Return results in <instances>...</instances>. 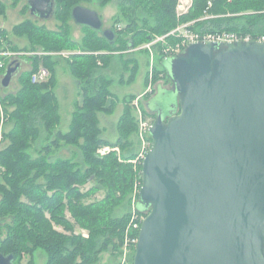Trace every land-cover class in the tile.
Wrapping results in <instances>:
<instances>
[{
    "label": "water",
    "instance_id": "obj_1",
    "mask_svg": "<svg viewBox=\"0 0 264 264\" xmlns=\"http://www.w3.org/2000/svg\"><path fill=\"white\" fill-rule=\"evenodd\" d=\"M26 3L39 19L54 14V0ZM70 18L113 42L94 9L76 4ZM162 64L171 88L146 102L132 264H264V42H190ZM19 66L7 64L0 87Z\"/></svg>",
    "mask_w": 264,
    "mask_h": 264
},
{
    "label": "trees",
    "instance_id": "obj_2",
    "mask_svg": "<svg viewBox=\"0 0 264 264\" xmlns=\"http://www.w3.org/2000/svg\"><path fill=\"white\" fill-rule=\"evenodd\" d=\"M54 1L53 16L62 21L71 19V8L83 3L82 0ZM175 6L176 0H119V10L127 15L123 17L126 21L123 28L117 29L115 23L120 22L117 19L112 24L113 42H108L99 32L86 27L89 30L79 48L123 51L189 21H195L190 28L196 30H228L255 36L264 34V0H192L188 11L180 16L175 15ZM249 9L256 13L238 14ZM205 12L213 17L199 19ZM137 20H141L140 25ZM32 30L34 26L29 20L13 27L16 34L25 32L34 36ZM4 34L0 30V39ZM41 34L51 45L41 46V50L76 48L68 39L61 41L59 33ZM165 41L169 43L176 39L169 35ZM97 42L106 48H101ZM7 44L8 41L0 44V51L15 50ZM156 47L160 50L161 42ZM103 55H71L70 68L80 84L83 105L73 113L70 130L66 133L56 132L55 140L42 147L41 156L32 158L27 151L37 134L32 125L40 119L47 129L59 119L52 91L51 68L45 63L46 57L42 63L49 71L45 83L39 85L30 80L31 73L40 66L39 58L33 57L31 59L36 66L27 74L28 83L22 85L15 95L7 94L2 98L7 122L12 125L3 134L7 141L0 150V253L12 254L13 264H20L23 256H28L31 261L33 251L38 247L48 254L46 264H91L107 244L114 241V245L118 246L122 243L127 217H111L109 205L118 202L133 184L135 171L129 162L133 151H129L128 147L126 155L123 152L120 154L121 158H126H123L125 161L118 159L114 151L104 156L95 152L97 146L108 145V141L97 136L99 128L95 118L97 110L109 109L104 105L110 95L109 80L99 72L97 66L98 57ZM162 61L158 55L161 70L168 78ZM2 72L4 68L0 70ZM83 80L90 84L85 85ZM6 104L15 108L8 112ZM129 118L131 120L127 123L131 126L133 119L131 116ZM60 142L64 145H60ZM63 146L75 149L81 161L57 154ZM39 177H43L44 182H38ZM137 178L141 180L140 173ZM86 183L93 186L81 191L80 186ZM99 190L105 193L102 199L85 201L91 192ZM65 209H69L75 222L87 230V236L75 233L74 225L65 217ZM52 224L62 226L67 233L55 231Z\"/></svg>",
    "mask_w": 264,
    "mask_h": 264
},
{
    "label": "rangeland",
    "instance_id": "obj_3",
    "mask_svg": "<svg viewBox=\"0 0 264 264\" xmlns=\"http://www.w3.org/2000/svg\"><path fill=\"white\" fill-rule=\"evenodd\" d=\"M82 1L83 5L97 11L103 21V28L112 29L111 26L116 19L120 21L119 23H115L117 29L124 27L126 21L123 17L127 13H122L119 10V0H105L104 3L98 2L97 0ZM25 2L26 0H0V30L5 33L2 35V39H0V44L8 41L9 44L7 45H11L15 49L12 51L16 54L8 59V63L11 61H19L20 63L19 69L11 79L9 85L5 88L0 87V150L7 141L4 140L3 134L7 131L8 126L12 125L9 121L7 122V115L5 114L2 98L7 94L15 95L22 85L28 83L26 80L27 74L33 66H36L31 58L38 57L40 66H43L42 63L46 57L45 63L51 68L52 91L55 96L59 116L58 122L47 129H45L46 127L40 119H37V122L32 125L36 128L37 134L32 139V147L27 151H29L32 158H36L43 154L41 152L43 150L42 147L55 140L56 132L66 133L70 130L73 113L83 105L80 84H75L76 77L70 68L71 60L69 59H71V55L76 53H83L85 55L104 54L98 57L97 66L99 67V72L109 80L110 95L104 104L106 109H109L105 111L97 110L95 112V118L97 120L96 126L99 128L97 136L99 139L108 141V145L103 144L97 146L95 152L98 155L104 156L114 151L118 159L123 161L126 158H121L120 154L123 152V155H126V149L130 147L129 151H133V154L129 162L135 171V178L127 193L118 202H113L109 205L111 217H127L122 243H119L118 246L114 245V241L107 244L99 252L97 260L91 264H132L135 248L131 243V236L127 234V238H125V232L127 231V227L129 225L132 227L134 223L138 222L141 216L134 206L138 199V190L141 185V180L137 177L141 170L144 152L149 148L151 143L146 127L154 119V114L148 110L146 101L153 95L156 89H166L171 86L169 78L164 75L161 70L162 67L158 62V55L161 54H159L156 46L154 47L155 50H152V52L149 51L144 46L147 41L123 51H109L106 49L95 51L89 48H79L82 44V39L88 33L89 29L76 25L71 19H63L64 21H62V19L54 18V16L46 20H38L37 17L29 15ZM179 2L180 0H176V16H180L177 15L179 14L177 12ZM254 13H256L255 10L249 9L240 11L238 14L246 15ZM24 20H29L32 26H34V31H31L32 34L34 32V36L25 32L16 34L13 31V27ZM137 21L140 25L141 20ZM43 32L59 33L58 37H61V41L68 39L72 44H75L76 48L41 50L39 49L42 48L41 46L51 47L49 40L41 34ZM166 43L168 42L164 39L163 44L165 45ZM97 44L99 43L97 42ZM99 45L101 46V44ZM32 48L36 50H31ZM101 48L106 47L102 45ZM48 77L49 74L46 79L38 82L39 85L45 83ZM79 78L81 77L79 76ZM85 81L83 80L85 85L90 84L89 81ZM5 106L8 112L15 108L14 105L6 104ZM130 116L133 119L131 126L127 123L131 120L129 118ZM49 130H52L50 134L48 133ZM81 141H83L82 138ZM111 143L114 145H110ZM59 144L64 145L63 142ZM123 145L125 146L124 148L122 147ZM126 145L129 146L126 147ZM54 149L55 147L52 150L54 151ZM65 155H68L66 151ZM72 157L74 160L81 161L79 153L76 154L73 152ZM38 182H44V178L39 177ZM92 186V183H86L81 185L80 189L81 191H87ZM104 194L102 190L91 192V196L85 201L88 203L94 200H100L104 197ZM64 213L65 217L74 225L75 233L80 232L82 235L87 236V230L75 222L69 209H65ZM141 214L144 216L143 213ZM52 227L57 232L67 233L60 225L52 224ZM47 259V252L43 248L38 247L34 249L31 261H29L28 256H23L20 264H46Z\"/></svg>",
    "mask_w": 264,
    "mask_h": 264
},
{
    "label": "built area",
    "instance_id": "obj_4",
    "mask_svg": "<svg viewBox=\"0 0 264 264\" xmlns=\"http://www.w3.org/2000/svg\"><path fill=\"white\" fill-rule=\"evenodd\" d=\"M192 0H180L178 6H177V12L181 15L185 13L188 8L191 5ZM213 17V15L207 14L205 12V15L202 16L199 19L202 18H209ZM198 19V20H199ZM195 21H189L186 23L178 24L174 29L170 30L168 33L164 34L163 36H154L151 37L147 42H145V47L148 48L149 51L152 52V50H155V46L161 42V48L159 50V54H161V58L165 59L167 57L176 55L180 53L188 43L195 42V41H212V42H235V41H249V40H258L264 42V34L255 36L251 33H242V32H235V31H228V30H221V31H203V30H196L190 28V26L193 25ZM174 35L176 41L164 43V39L167 36ZM13 51L9 50H1L0 51V70L4 68L5 66V58L11 57L14 55ZM49 72L46 67L39 66L36 71L31 73L30 80L32 83L34 82H40L47 78ZM1 77V73H0ZM151 123H149L146 127L147 131ZM149 134V133H148ZM146 152V151H145ZM144 152V154H145ZM144 156V155H143ZM135 206V205H134ZM139 212V211H138ZM141 215L138 222L134 223L131 227L129 225L127 227V231L125 232V238H127V234L131 236V243L133 247L135 248L137 240H138V232L140 229L141 221L143 219V215L141 212H139Z\"/></svg>",
    "mask_w": 264,
    "mask_h": 264
},
{
    "label": "crops",
    "instance_id": "obj_5",
    "mask_svg": "<svg viewBox=\"0 0 264 264\" xmlns=\"http://www.w3.org/2000/svg\"><path fill=\"white\" fill-rule=\"evenodd\" d=\"M25 4H26V6H27V3L25 2ZM27 10H28V13H29V9H28V6H27ZM29 15H30V13H29ZM33 16V15H32ZM38 20H42V19H39L38 18ZM44 20H46V19H44ZM82 27H84V26H82ZM9 51H12V50H9ZM9 58H11V57H7V58H5V66H4V70H5V67L7 66L6 64L8 63L7 61H8V59ZM7 59V60H6ZM2 74H3V72L1 73V77H2ZM0 77V78H1ZM75 84L76 85H78V83H77V81L75 80ZM65 151L68 153V155H65ZM72 152H74V153H76V154H78L77 153V151H75V149H72V148H70V147H61L60 148V150L58 151V153L57 154H60L61 156H73V153ZM57 154H56V156H57ZM79 156H80V154H79ZM78 157V156H77ZM79 162H80V160H78Z\"/></svg>",
    "mask_w": 264,
    "mask_h": 264
},
{
    "label": "flooded vegetation",
    "instance_id": "obj_6",
    "mask_svg": "<svg viewBox=\"0 0 264 264\" xmlns=\"http://www.w3.org/2000/svg\"><path fill=\"white\" fill-rule=\"evenodd\" d=\"M170 88H171V86H170ZM170 88H166V89H170ZM160 89H161V88L156 89V91L153 93V95H152L150 98H153L154 96H157V95L159 94V92H160V91H159ZM162 92H164V90H163ZM150 98H149V99H150ZM149 99H148V100H149ZM148 100H147V101H148ZM147 101H146V102H147Z\"/></svg>",
    "mask_w": 264,
    "mask_h": 264
}]
</instances>
